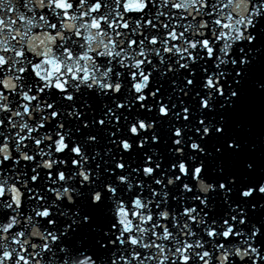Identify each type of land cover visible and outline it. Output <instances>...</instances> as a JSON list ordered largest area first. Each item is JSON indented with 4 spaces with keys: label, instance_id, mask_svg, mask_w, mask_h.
Here are the masks:
<instances>
[{
    "label": "snow or ice",
    "instance_id": "6c2138e0",
    "mask_svg": "<svg viewBox=\"0 0 264 264\" xmlns=\"http://www.w3.org/2000/svg\"><path fill=\"white\" fill-rule=\"evenodd\" d=\"M0 264H264V0H0Z\"/></svg>",
    "mask_w": 264,
    "mask_h": 264
}]
</instances>
